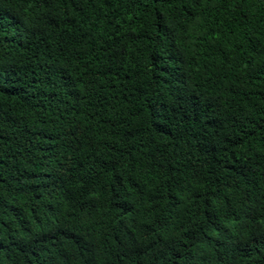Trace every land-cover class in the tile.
<instances>
[{"label":"trees","instance_id":"16d2710c","mask_svg":"<svg viewBox=\"0 0 264 264\" xmlns=\"http://www.w3.org/2000/svg\"><path fill=\"white\" fill-rule=\"evenodd\" d=\"M0 264H264V0H0Z\"/></svg>","mask_w":264,"mask_h":264}]
</instances>
